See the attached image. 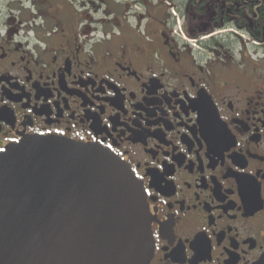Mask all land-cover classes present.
Masks as SVG:
<instances>
[{"label":"flooded vegetation","instance_id":"flooded-vegetation-1","mask_svg":"<svg viewBox=\"0 0 264 264\" xmlns=\"http://www.w3.org/2000/svg\"><path fill=\"white\" fill-rule=\"evenodd\" d=\"M92 146L140 184L149 264H264V0L0 8V154Z\"/></svg>","mask_w":264,"mask_h":264},{"label":"water","instance_id":"water-1","mask_svg":"<svg viewBox=\"0 0 264 264\" xmlns=\"http://www.w3.org/2000/svg\"><path fill=\"white\" fill-rule=\"evenodd\" d=\"M143 190L99 148L26 138L0 154V264H149Z\"/></svg>","mask_w":264,"mask_h":264},{"label":"rangeland","instance_id":"rangeland-1","mask_svg":"<svg viewBox=\"0 0 264 264\" xmlns=\"http://www.w3.org/2000/svg\"><path fill=\"white\" fill-rule=\"evenodd\" d=\"M14 0H0V8L3 7L4 5H8Z\"/></svg>","mask_w":264,"mask_h":264}]
</instances>
